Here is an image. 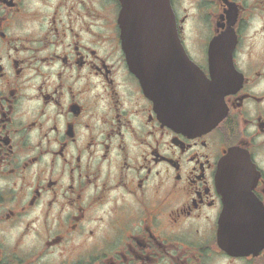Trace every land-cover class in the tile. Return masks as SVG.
<instances>
[{"label": "flooded vegetation", "instance_id": "1", "mask_svg": "<svg viewBox=\"0 0 264 264\" xmlns=\"http://www.w3.org/2000/svg\"><path fill=\"white\" fill-rule=\"evenodd\" d=\"M183 1L166 68L231 85L206 131L160 118L120 0H0V264H264V0L191 1L204 40ZM232 147L254 166L230 165L225 190Z\"/></svg>", "mask_w": 264, "mask_h": 264}, {"label": "water", "instance_id": "2", "mask_svg": "<svg viewBox=\"0 0 264 264\" xmlns=\"http://www.w3.org/2000/svg\"><path fill=\"white\" fill-rule=\"evenodd\" d=\"M120 1L123 48L130 69L140 78L147 95L154 100L160 118L184 130L206 131L216 126L227 114L224 98L231 87L228 76L212 71V78L207 79L196 68V73L191 77L166 68L164 47L166 44L172 47L179 44L170 0ZM169 38L170 42L166 43ZM227 43L226 36L216 38L211 43L210 52L218 54L219 59L228 58ZM213 55L210 61L215 63ZM182 59L192 63L185 52ZM169 77L184 80L182 83L173 81L168 84L166 80ZM190 79H193V84L188 83ZM244 156L242 149L234 147L223 158L221 172L225 190L229 189L228 166L248 165L249 159H244Z\"/></svg>", "mask_w": 264, "mask_h": 264}, {"label": "rangeland", "instance_id": "3", "mask_svg": "<svg viewBox=\"0 0 264 264\" xmlns=\"http://www.w3.org/2000/svg\"><path fill=\"white\" fill-rule=\"evenodd\" d=\"M191 1H196V0H184L183 4H184V6H186L190 9L189 14H190V17L192 18V21L195 22L199 26L196 27L194 31H191V33L188 34V37H190V38L196 37L198 39L204 40L203 39L204 37H208L207 29H205V31L203 30V27L205 26L203 24L205 13H200L199 8L190 7Z\"/></svg>", "mask_w": 264, "mask_h": 264}]
</instances>
